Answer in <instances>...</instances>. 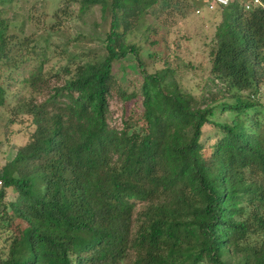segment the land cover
I'll list each match as a JSON object with an SVG mask.
<instances>
[{
    "label": "trees",
    "instance_id": "1",
    "mask_svg": "<svg viewBox=\"0 0 264 264\" xmlns=\"http://www.w3.org/2000/svg\"><path fill=\"white\" fill-rule=\"evenodd\" d=\"M74 1L79 13L108 12L102 54H68L61 84L21 104L33 129L0 168V264H264V7L214 9V93L140 68L144 127L132 134L107 122L111 66L138 55L124 35L157 0ZM6 27L0 19V106L2 78L21 64L34 65L28 83L41 91L50 50L46 35ZM10 218L24 225L11 231Z\"/></svg>",
    "mask_w": 264,
    "mask_h": 264
},
{
    "label": "rangeland",
    "instance_id": "2",
    "mask_svg": "<svg viewBox=\"0 0 264 264\" xmlns=\"http://www.w3.org/2000/svg\"><path fill=\"white\" fill-rule=\"evenodd\" d=\"M200 2L203 5L202 0H157L124 35L125 42L140 47L138 55L127 53L112 62L115 84L107 99L110 127L116 130L130 128L132 134L143 130L138 91L140 68L148 73L163 71L166 81L173 80L196 97L220 89V83L209 72L208 55L220 15L218 10L199 6ZM0 19L7 23L3 30L5 35L22 38L38 33L46 35L50 44L48 59L41 67L44 84L39 93L28 83L34 66L32 63L19 65L10 79L3 77L1 80L4 87V104L0 106L1 168L12 159L18 146L25 142L33 129L30 116L22 112L21 104L25 105L29 100L40 101L45 91L61 84L64 76L61 68L68 54H80L81 59L102 54L101 41L108 28L109 15L98 5L79 13L74 0H12L0 5ZM55 23L59 28L50 27ZM1 66L4 68V64ZM1 72L6 74L7 71L3 69ZM260 101L264 102V85L260 87ZM224 116L218 111L215 113L216 120H222ZM13 196L15 192L6 189L5 199L10 200ZM140 205L136 203L135 208L140 209ZM5 223L9 230L16 232V226L24 225L15 218ZM6 232L0 233V249L5 251L8 243Z\"/></svg>",
    "mask_w": 264,
    "mask_h": 264
},
{
    "label": "built area",
    "instance_id": "3",
    "mask_svg": "<svg viewBox=\"0 0 264 264\" xmlns=\"http://www.w3.org/2000/svg\"><path fill=\"white\" fill-rule=\"evenodd\" d=\"M230 0H203V5L205 9H215L217 7H222L227 5ZM240 7L243 10H253L257 7H264L261 0H238ZM198 12V11H196Z\"/></svg>",
    "mask_w": 264,
    "mask_h": 264
}]
</instances>
